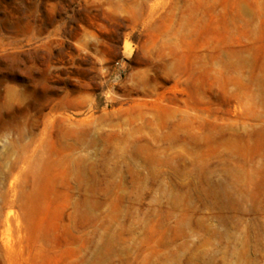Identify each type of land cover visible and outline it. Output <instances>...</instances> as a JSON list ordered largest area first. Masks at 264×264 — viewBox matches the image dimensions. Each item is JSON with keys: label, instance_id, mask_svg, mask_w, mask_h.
<instances>
[{"label": "rangeland", "instance_id": "obj_1", "mask_svg": "<svg viewBox=\"0 0 264 264\" xmlns=\"http://www.w3.org/2000/svg\"><path fill=\"white\" fill-rule=\"evenodd\" d=\"M0 264H264V0H0Z\"/></svg>", "mask_w": 264, "mask_h": 264}]
</instances>
